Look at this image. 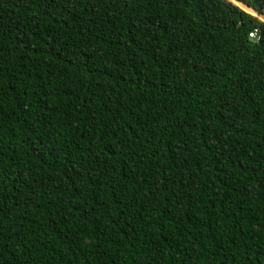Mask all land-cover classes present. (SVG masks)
<instances>
[{
  "label": "trees",
  "instance_id": "obj_1",
  "mask_svg": "<svg viewBox=\"0 0 264 264\" xmlns=\"http://www.w3.org/2000/svg\"><path fill=\"white\" fill-rule=\"evenodd\" d=\"M0 0V264H264V0Z\"/></svg>",
  "mask_w": 264,
  "mask_h": 264
},
{
  "label": "rangeland",
  "instance_id": "obj_2",
  "mask_svg": "<svg viewBox=\"0 0 264 264\" xmlns=\"http://www.w3.org/2000/svg\"><path fill=\"white\" fill-rule=\"evenodd\" d=\"M228 1H230V2L233 3L234 5L238 6V7H239L240 9H242L243 11L252 14V12H251L248 8H246L245 6H243V5H241V4L237 3V2H234L233 0H228Z\"/></svg>",
  "mask_w": 264,
  "mask_h": 264
}]
</instances>
